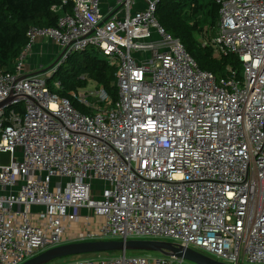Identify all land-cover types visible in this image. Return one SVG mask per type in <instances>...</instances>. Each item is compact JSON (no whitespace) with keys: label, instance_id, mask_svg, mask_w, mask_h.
Listing matches in <instances>:
<instances>
[{"label":"built area","instance_id":"built-area-1","mask_svg":"<svg viewBox=\"0 0 264 264\" xmlns=\"http://www.w3.org/2000/svg\"><path fill=\"white\" fill-rule=\"evenodd\" d=\"M69 1L56 28L29 29L15 72H0V104L13 96L0 107V264L146 239L264 264V0H213L218 30L204 46L238 56L242 78L202 71L159 24L163 0ZM40 40L63 56L24 78ZM90 49L116 67L119 97L97 84L72 93L84 114L48 81ZM67 264L191 263L124 252Z\"/></svg>","mask_w":264,"mask_h":264},{"label":"trees","instance_id":"trees-1","mask_svg":"<svg viewBox=\"0 0 264 264\" xmlns=\"http://www.w3.org/2000/svg\"><path fill=\"white\" fill-rule=\"evenodd\" d=\"M55 6H62V10L54 12ZM72 7L70 1L63 5V0H0V72H15L28 45L30 28H56L60 18L72 12ZM219 11L213 0H163L158 6L157 19L168 34L181 40L202 71L223 78L233 69L242 78L243 64L238 56L219 55L213 47L199 41L201 35L209 40L216 35ZM116 72V67L102 58L97 49H90L71 56L52 77L60 87L55 88L52 79L48 86L54 94L69 99L75 108L86 114L87 109L74 101L71 94L94 82L115 102L119 97ZM90 255L93 254L79 257Z\"/></svg>","mask_w":264,"mask_h":264},{"label":"water","instance_id":"water-1","mask_svg":"<svg viewBox=\"0 0 264 264\" xmlns=\"http://www.w3.org/2000/svg\"><path fill=\"white\" fill-rule=\"evenodd\" d=\"M63 53L47 68L30 73L24 78L43 75L49 72L62 58ZM13 100L11 96L8 100L0 104V107L10 104ZM124 252H152L168 258L183 259L191 264H225L209 256L192 249L183 248L177 244L157 241V240H131V241H99L83 242L62 245L29 259L23 264H51L58 260L101 253H124Z\"/></svg>","mask_w":264,"mask_h":264},{"label":"rangeland","instance_id":"rangeland-1","mask_svg":"<svg viewBox=\"0 0 264 264\" xmlns=\"http://www.w3.org/2000/svg\"><path fill=\"white\" fill-rule=\"evenodd\" d=\"M217 30H218V24H217V27H216V30H215V33H217ZM215 36V35H214ZM211 37V39L214 38ZM211 39L209 40L205 35H201L199 37V41L205 45L206 42H210ZM38 59L36 58V60L34 61L35 64H38ZM55 60H52V58L49 56L48 58H45L44 62L45 64L43 65L42 64V67L41 69H45L47 67H49ZM52 79V78H51ZM51 83L52 85L56 88V83H55V80H51ZM96 87V83L94 82H90L88 87L86 89H89V90H93L95 89ZM79 90H84V89H79ZM78 90V91H79ZM77 91V92H78ZM57 95V94H56ZM23 103H21L18 108H23ZM17 110V107L16 106H10L7 108V111L8 112H11V111H16ZM146 240H152V239H146ZM160 241V240H159ZM161 241H167V240H161ZM168 242H171V241H168ZM136 254H131L129 253V255H133V256H152V257H160L161 255L157 254V253H152V252H134ZM119 253H101V254H93V255H90V256H87V257H79V256H74V257H71V258H67V259H63V260H59V261H55L54 263H51V264H67V263H70V262H75V261H78L79 259H82V258H90V259H100V258H113V257H116L118 256Z\"/></svg>","mask_w":264,"mask_h":264},{"label":"crops","instance_id":"crops-1","mask_svg":"<svg viewBox=\"0 0 264 264\" xmlns=\"http://www.w3.org/2000/svg\"><path fill=\"white\" fill-rule=\"evenodd\" d=\"M58 47L51 41H42L40 40L34 47L32 53L28 57L27 70H33L32 72H37L41 70L42 64L44 65L45 58L49 56L52 60H56L59 57ZM38 59V64H35L34 61Z\"/></svg>","mask_w":264,"mask_h":264}]
</instances>
